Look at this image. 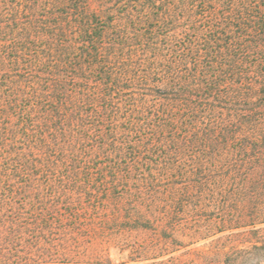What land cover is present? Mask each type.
I'll return each instance as SVG.
<instances>
[{
	"label": "trees",
	"instance_id": "trees-1",
	"mask_svg": "<svg viewBox=\"0 0 264 264\" xmlns=\"http://www.w3.org/2000/svg\"><path fill=\"white\" fill-rule=\"evenodd\" d=\"M209 198L264 223V0H0V264Z\"/></svg>",
	"mask_w": 264,
	"mask_h": 264
},
{
	"label": "rangeland",
	"instance_id": "rangeland-1",
	"mask_svg": "<svg viewBox=\"0 0 264 264\" xmlns=\"http://www.w3.org/2000/svg\"><path fill=\"white\" fill-rule=\"evenodd\" d=\"M228 204L237 210L248 206L245 201ZM197 205L202 206L194 201L190 209ZM204 207L208 212L199 217L178 216L177 231L152 220L144 228L142 222L121 218L98 235L85 264H264V223L253 227L213 217L210 198Z\"/></svg>",
	"mask_w": 264,
	"mask_h": 264
}]
</instances>
